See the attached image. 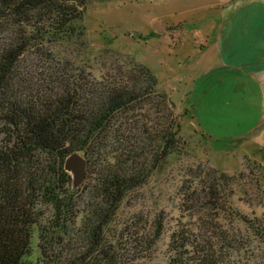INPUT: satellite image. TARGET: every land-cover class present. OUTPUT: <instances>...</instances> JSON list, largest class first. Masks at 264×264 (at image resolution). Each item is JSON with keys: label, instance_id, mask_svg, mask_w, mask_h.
<instances>
[{"label": "trees", "instance_id": "16d2710c", "mask_svg": "<svg viewBox=\"0 0 264 264\" xmlns=\"http://www.w3.org/2000/svg\"><path fill=\"white\" fill-rule=\"evenodd\" d=\"M90 1L0 0V264H30L34 249L44 264H141L163 239L162 216L147 230L118 212L188 149L182 123L147 66L107 43L102 67L88 63ZM77 152L84 190L65 169ZM199 168L180 186L166 264H264V214L235 207L242 177Z\"/></svg>", "mask_w": 264, "mask_h": 264}, {"label": "rangeland", "instance_id": "374dc122", "mask_svg": "<svg viewBox=\"0 0 264 264\" xmlns=\"http://www.w3.org/2000/svg\"><path fill=\"white\" fill-rule=\"evenodd\" d=\"M229 1L91 0L86 5L85 37L93 46L90 57H97L88 63L102 67L106 59L98 57V48L107 43L123 58L129 56L147 66L176 105L174 115L187 142L188 151L180 154L179 161L129 194L119 209L121 224L134 216L140 218V228L149 230L160 216L165 220L163 239L154 253H142L141 264H166L168 233L180 219L179 190L186 171L194 173L200 167L199 174L204 176L207 167L241 176L243 188L234 198L235 207L246 214H264V75L245 89L225 88L242 77L238 69L219 66L220 53L215 50L214 32L222 23L217 10ZM237 95L248 99H237ZM234 104L245 106L239 115ZM202 133L209 136L207 143ZM87 174L88 163L86 179ZM84 179L79 190L86 187ZM31 255L30 264H44L37 249Z\"/></svg>", "mask_w": 264, "mask_h": 264}, {"label": "crops", "instance_id": "0c3cea01", "mask_svg": "<svg viewBox=\"0 0 264 264\" xmlns=\"http://www.w3.org/2000/svg\"><path fill=\"white\" fill-rule=\"evenodd\" d=\"M217 12L222 18L221 26L216 29L217 33L214 32L218 44L215 50L220 53L219 66L238 69L242 76L236 82L226 83L225 88L240 90L252 82L255 85L264 75V0H231L219 7ZM237 99L247 100L248 96L237 95ZM233 106H237L238 115L245 107Z\"/></svg>", "mask_w": 264, "mask_h": 264}, {"label": "water", "instance_id": "95a60500", "mask_svg": "<svg viewBox=\"0 0 264 264\" xmlns=\"http://www.w3.org/2000/svg\"><path fill=\"white\" fill-rule=\"evenodd\" d=\"M86 168L87 159L81 153H73L66 158L65 169L72 175L74 188L79 187L80 182L86 177Z\"/></svg>", "mask_w": 264, "mask_h": 264}]
</instances>
